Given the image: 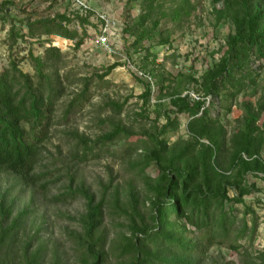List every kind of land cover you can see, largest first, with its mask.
Instances as JSON below:
<instances>
[{
  "label": "trees",
  "instance_id": "1",
  "mask_svg": "<svg viewBox=\"0 0 264 264\" xmlns=\"http://www.w3.org/2000/svg\"><path fill=\"white\" fill-rule=\"evenodd\" d=\"M166 2L174 5L169 11L164 8ZM9 3L2 1L0 8ZM211 3L215 23L229 21L232 29L224 37L218 60L207 66L198 78L191 77L202 92L199 98L193 100L181 96L180 89L172 88L173 81L160 74L158 100L153 106L155 116L152 124L139 133L144 138L141 147L128 144L134 139L135 131L121 123L113 124L111 130L94 142L80 139V154H73L80 160L86 159L97 143L102 146L122 140L126 150L132 146L136 152L140 148L141 157L131 159L129 166L137 169L136 174L145 186L149 201L148 216L145 217L139 210L138 196L132 186L127 193V205L122 208L117 193L105 197L103 190L102 196L96 200L95 194L83 185L65 186L59 195H55L59 201L77 196L84 199L85 211L80 219L82 234L77 237L86 258L81 260L83 264H104L107 247L124 256L125 264H200L208 247L222 244L233 230V204L243 203L244 196L259 190L255 183L249 182L248 176H255L264 184V157L261 155L264 128L258 124L264 113V93L256 102L237 100L241 94H246L248 88L251 96L257 93L259 75L252 69L251 62L264 60V0H211ZM139 8L135 22L124 29L136 36L134 43L158 35L160 44H167L169 37H162L161 21L167 17L171 21L188 17L194 6L189 0H141ZM89 15L91 13L76 15L80 25L88 21ZM73 16L75 14L63 12L37 19L27 23L28 30L38 29L42 35L56 34L73 40L78 48L86 33L85 29L81 35L77 29H70ZM10 34L11 43L21 36L13 29ZM62 59L61 51L49 46L43 56L29 54L33 75L20 70L14 62L0 71V173H10L23 184L44 190L50 181L41 170V144L47 137L55 106L65 90L55 67L62 63ZM119 65L113 62L95 76L103 79ZM91 80L82 81V91L87 89ZM163 90L169 92L170 111L188 117L186 138L178 136L174 142L168 140V134L178 130L179 121L176 116L170 117L160 104ZM84 94L68 103L63 116L86 96ZM139 97L144 106L138 114L142 120L149 117L146 109L151 97L149 81H145V90ZM208 97L217 98L224 113L230 112L233 105L241 109L242 115L230 131L219 113L212 116L209 107L205 106ZM111 107L115 114H119L122 104L112 103ZM160 116H163L164 123L159 124ZM79 148L75 147V151ZM192 154L196 155L197 168L187 169L183 160ZM151 165L156 170L154 177L145 173ZM110 201L112 210L119 209L120 216L125 217V224L117 225L126 227V230L116 231L107 241L101 226L105 206ZM14 204V199L7 193L0 194V264H20L13 257V251L18 234H27L24 232L27 208L18 210ZM244 213H252L253 217L250 225L245 220L241 222L235 232V242L229 245L232 250L242 247L236 244L238 239L247 238L251 242L256 232L254 210L244 206ZM38 232L36 229L33 236L26 235L28 241L36 238ZM29 245L26 242V246ZM39 251L36 249L25 257L24 264H43ZM60 262V258H54L51 264ZM250 263L264 264V249L257 261L250 257Z\"/></svg>",
  "mask_w": 264,
  "mask_h": 264
},
{
  "label": "rangeland",
  "instance_id": "2",
  "mask_svg": "<svg viewBox=\"0 0 264 264\" xmlns=\"http://www.w3.org/2000/svg\"><path fill=\"white\" fill-rule=\"evenodd\" d=\"M2 1L10 3L0 8V71L14 62L20 70L33 75L29 54L43 56L45 48L54 46L63 54L62 63L55 67L65 88L55 106L47 137L41 144V170L46 173V180L50 181L46 184V189L29 187L10 173H0V194L7 193L9 198L14 199L15 209L27 208L26 235L33 236L36 229H39L36 238L30 241L24 233L18 234L13 257L17 258L18 263L24 264L25 257L40 249L38 254L41 255L43 264H51L54 258H60L61 264H83L81 260L86 258L77 237L82 234L80 219L85 211L84 199L77 196L59 201L54 196L59 195L65 186L71 185L74 188L83 185L95 194L96 200L102 196L103 190L105 197L117 193L119 206L122 208L127 205V193L132 186L138 196L139 210L147 217L149 201L145 186L136 174L137 169H132L129 162L141 157V149L134 152L132 146L141 147L144 138L139 133L152 124L151 120L155 116L153 106L158 100L159 75L163 74L164 78L173 81L172 88L180 89L181 96L185 91L200 96L202 92L191 77L198 78L207 66L218 60L223 51L224 37L232 26L229 21L215 23L211 0H189L194 9L188 17L179 21H171L167 17L161 21L159 27L162 37H169L167 44H160L158 35L154 39L134 43L136 36L124 29L135 22L141 0H86L92 9L105 12L114 19L116 36L112 40V47L104 50L95 43L93 30L96 19L93 13L84 25H80L76 18L79 13L73 12L70 0H0V4ZM164 5L167 11L174 7L169 2ZM63 12L75 14L73 21L69 23L70 29H77L80 35L85 29L84 41L78 48L74 46L73 40L56 34L42 35L38 29L31 32L28 30V22L54 17ZM11 29L21 35L14 43H11ZM113 62L120 65L103 79L95 76L100 75ZM251 67L259 75L256 81L257 93L251 96L248 88L246 94L237 98L238 101L249 99L256 102L264 93V60L252 61ZM89 78H92L91 82L82 91V81ZM145 81H149L151 87L150 104L146 106L149 117L139 120L138 114L144 108L139 95L145 90ZM167 82L166 80L165 84ZM82 93L86 96L63 116L68 103ZM112 103L122 104L119 114L112 111ZM160 104L170 117L176 116L179 121L178 130L168 134L169 142L176 141L178 136L186 138L185 123L188 117L184 113L170 111L172 106L169 105L168 91L163 90L161 93ZM205 106L209 107L212 116L219 113L228 131L238 123L242 115L241 109L235 105L230 112L224 113L217 98L208 97ZM164 121L163 116H160L159 124ZM115 123H121L135 131L134 139L128 142L132 145L130 148L126 150L122 145L123 141L116 140L102 146L97 143L84 160L73 155L75 152L80 154V139L94 142L111 130ZM258 124L264 128V113ZM75 147L80 148L75 151ZM261 155L264 157V146ZM197 162L196 155L192 154L183 160V166L196 169ZM145 173L151 177L156 176L152 165L145 169ZM248 180L255 183L259 190L244 196L243 203L233 204V230L223 239L222 244L208 247L200 264H252L250 257L256 261L259 259V253L264 249V223L259 220L264 184L252 175L248 176ZM111 203L110 201L105 206L101 226L107 241H110L116 231L126 230V227L117 225L125 217L120 216L119 209L112 210ZM244 206L254 210L257 218L256 232L251 242L247 238L238 239L236 244H241L242 247L232 250L229 245L235 242V232L241 222L245 220L250 225L253 217L252 213H244ZM26 242L30 245L26 246ZM104 264H125V257L107 247Z\"/></svg>",
  "mask_w": 264,
  "mask_h": 264
},
{
  "label": "built area",
  "instance_id": "3",
  "mask_svg": "<svg viewBox=\"0 0 264 264\" xmlns=\"http://www.w3.org/2000/svg\"><path fill=\"white\" fill-rule=\"evenodd\" d=\"M74 12H78L79 15H86L88 13H93L95 17L96 27L93 30V35L95 38V43L102 47L104 50H109L112 47V40L116 36L115 32V22L114 19L106 14L105 12H99L96 9H92L86 0H70ZM182 96H188L190 99H198L199 97L193 92L185 91ZM245 157V156H244ZM259 220L264 223V199L261 204V213Z\"/></svg>",
  "mask_w": 264,
  "mask_h": 264
}]
</instances>
